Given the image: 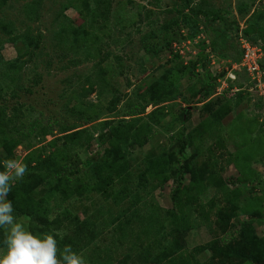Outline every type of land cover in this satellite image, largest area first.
Returning a JSON list of instances; mask_svg holds the SVG:
<instances>
[{
    "label": "rangeland",
    "instance_id": "374dc122",
    "mask_svg": "<svg viewBox=\"0 0 264 264\" xmlns=\"http://www.w3.org/2000/svg\"><path fill=\"white\" fill-rule=\"evenodd\" d=\"M246 27L264 70V0H0V161L28 167L8 197L26 226L87 264H264V94L236 68ZM214 29L232 45L202 73L169 51L178 30L192 43ZM74 154V179L54 175Z\"/></svg>",
    "mask_w": 264,
    "mask_h": 264
},
{
    "label": "clouds",
    "instance_id": "9594fccd",
    "mask_svg": "<svg viewBox=\"0 0 264 264\" xmlns=\"http://www.w3.org/2000/svg\"><path fill=\"white\" fill-rule=\"evenodd\" d=\"M27 171L21 159L0 161V264H87L70 245L58 247L59 233H33L15 212L9 193Z\"/></svg>",
    "mask_w": 264,
    "mask_h": 264
},
{
    "label": "trees",
    "instance_id": "16d2710c",
    "mask_svg": "<svg viewBox=\"0 0 264 264\" xmlns=\"http://www.w3.org/2000/svg\"><path fill=\"white\" fill-rule=\"evenodd\" d=\"M192 11H193L194 15L202 16L204 18L205 22H210V21H213V20H222V17H220L217 14H213L211 12H205V11H202V10H199V9H194ZM181 31L182 30H178V32L175 34L176 36L173 38L172 42L178 40L181 37H183ZM241 31H243V34L246 36L249 33H251L253 31V29L251 27H246L244 30H241ZM234 36H235L234 37L235 38V40H234L235 41V45H237V43H236L237 31L235 32ZM232 39L233 38L231 36H229L228 33L225 30H220V29L212 30V35L210 36V39H208V41H209L208 53L205 52L206 46L203 45V43H202L201 44L202 48H200V51L203 52L204 55L203 56L201 55L202 56L201 57L198 54L199 58L198 57H197L198 59L196 58V60H197V61L195 60L196 64L197 63H201L202 67H203V71H204V63L208 61V57H207L208 54L209 53L213 54V52H216V51H222V50H224L226 48L225 46H228L230 48L231 45H232L231 44L232 41H230V40H232ZM172 42H170V45H169V49H170L169 51L170 52H172L171 51ZM240 58H241V55H240ZM240 58H239L238 62L240 61ZM198 73H202V72H198ZM195 103H198V102H195ZM183 115H184V119L181 121L180 132L178 133V137H177V145H178V153L179 154L183 152L184 147L186 145V141H185V139L183 137L184 128L182 127V125H183L184 121H186L189 118L190 110H189L188 107L183 108ZM42 118H43V121H45V120L48 121L45 118V116H43ZM37 120H39V119H37ZM94 157L97 158V154H95ZM48 159H49L48 155H45L42 158H38L37 165L47 161ZM81 163H82V161L80 160V158L76 154L71 155V156L67 157L65 159L64 163L59 166L57 172H55L54 175L60 176V174L61 175L64 174L66 179L68 181H71V180L74 179V176H75L74 169L77 168ZM170 163L174 166L173 181H174L175 185H178L183 180V176L186 173V168L182 164H180V162L178 160V157H176L175 161H173V162L171 161ZM96 175H97V173H96ZM175 195H176V188L173 191V196H175ZM14 210H15V212L18 214V216L20 218H23L22 217L23 209L20 206H14ZM250 246H252V245L250 244L249 247Z\"/></svg>",
    "mask_w": 264,
    "mask_h": 264
},
{
    "label": "built area",
    "instance_id": "2783aa9c",
    "mask_svg": "<svg viewBox=\"0 0 264 264\" xmlns=\"http://www.w3.org/2000/svg\"><path fill=\"white\" fill-rule=\"evenodd\" d=\"M182 36L171 44L172 53L176 54L180 58H192L196 59L200 48L199 42L206 46L205 52L208 53V39L202 34L198 33L192 40L185 38V34L182 30ZM237 46L241 52L240 61L236 64L238 71H244L249 77V82L254 88H257L260 94H264V70L260 65L261 46L251 41L247 36L243 35L239 30L236 38ZM213 54L209 53L208 58H211ZM196 71L203 72L201 63L196 64Z\"/></svg>",
    "mask_w": 264,
    "mask_h": 264
}]
</instances>
